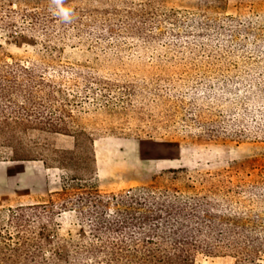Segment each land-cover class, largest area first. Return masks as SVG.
Returning <instances> with one entry per match:
<instances>
[{"label":"rangeland","instance_id":"obj_1","mask_svg":"<svg viewBox=\"0 0 264 264\" xmlns=\"http://www.w3.org/2000/svg\"><path fill=\"white\" fill-rule=\"evenodd\" d=\"M49 7L75 12L80 23L89 26L88 32L97 25L96 19L103 27L105 14L150 9L151 44L121 34L115 42L101 30L104 40L97 39L98 32L88 36L85 29L70 31L65 41L51 43L56 61L74 68L88 66L99 75L128 71L138 80L169 74L198 89L208 81L212 89L222 88L220 99L191 93L196 95L195 105L204 109L205 118L236 127L199 138L197 131L184 132L176 125L175 132L159 131L148 137L132 124L122 126V112L114 105L106 109L86 104L82 112H72L71 130H84L93 139L91 174L84 171L88 163L81 149L76 150L72 169H57V162L40 154L51 149L74 151L70 136L39 132L21 136L25 150L34 152L33 161L12 162L10 150L0 145L1 217L8 209L46 203L51 193L63 189L93 187L111 194L152 186L189 192L199 189L208 177L224 176L240 184L264 183V0H0V58L28 65L45 56L40 38L28 27L34 23L29 15ZM116 45L127 51L111 58L110 48ZM64 81L70 88L67 93L76 91L67 77ZM38 159L55 168H45ZM71 178L80 180L71 182ZM253 208L264 219V205ZM50 230L47 241H57L62 252L83 237L73 213L55 217ZM196 264L233 261L198 256Z\"/></svg>","mask_w":264,"mask_h":264},{"label":"trees","instance_id":"obj_2","mask_svg":"<svg viewBox=\"0 0 264 264\" xmlns=\"http://www.w3.org/2000/svg\"><path fill=\"white\" fill-rule=\"evenodd\" d=\"M151 12L141 8L137 13L105 14L103 27L96 19L90 32L75 12L49 7L29 15L34 23L28 29L40 38L45 56L28 65L0 58V145L10 150V161H33V150H25L20 139L29 132L64 135L75 140L74 151L51 149L40 154L57 162L61 166L57 169H66L75 167L76 150L81 149L88 163L84 171L91 174L93 139L84 130H71L72 112H82L86 104L106 109L114 105L122 112V126L132 124L148 137L159 131L175 132L176 125L184 132L197 131L199 138L236 127L205 118L204 109L195 105L199 93L220 99L222 88L212 89L208 81L198 89L169 74L138 80L128 71L99 75L88 66L74 68L56 61L51 43L65 41L70 31L85 29L88 36L98 32L97 39L104 40L101 30L115 42L121 34L151 44ZM110 49L111 58L127 51L119 45ZM64 77L76 90L72 94L66 92L70 88ZM186 97H190L187 102ZM39 160L45 168H55ZM262 205L264 183L240 184L228 176L208 177L189 192L152 186L111 194L93 187L63 189L51 193L46 203L8 209L4 217L0 213V264H196L198 256L263 264L264 219L253 208ZM65 213L75 214L83 237L62 252L57 241L47 240L54 218Z\"/></svg>","mask_w":264,"mask_h":264}]
</instances>
